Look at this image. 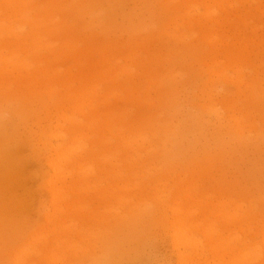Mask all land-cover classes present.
I'll return each instance as SVG.
<instances>
[{
	"label": "rangeland",
	"instance_id": "1",
	"mask_svg": "<svg viewBox=\"0 0 264 264\" xmlns=\"http://www.w3.org/2000/svg\"><path fill=\"white\" fill-rule=\"evenodd\" d=\"M230 2L234 4L231 17L237 23L246 7L238 0ZM65 4L71 7L70 32L67 36L63 30L53 34L52 28L62 24L49 22V17L59 19L58 13L69 10ZM177 4V0H17L13 5L16 10L0 5L1 40L9 38L3 20L7 25L18 26V20L23 23L17 29L23 34L18 49L4 47L0 55V264H15L14 256L21 257L17 264H233L236 260L241 264L261 253L264 256V236L255 228L264 225V100H248L245 86L252 80L256 86L262 85L264 56L255 58L253 68L240 74L243 86L238 85L236 71H227L229 81L217 89L229 93L223 99L215 92L208 94L210 89L204 86L208 73L199 66V59L190 58L197 64L195 70L190 69L178 60L183 55L181 43L169 42L160 55L174 64L181 77L167 82L171 86L166 89L155 86L144 93L130 85L136 101H117L115 97L126 96L124 87L118 90L104 84L102 92L114 99L95 123L94 96L87 91L94 77L78 80L79 70L74 68L71 76L54 72L29 83L28 72L38 74L37 67L4 69L7 55L17 63L36 64L37 57H42V62L56 48L64 49L67 38L73 47L87 48L126 42L136 30L144 36L139 29L142 22L152 23L150 32H157L162 22L173 18ZM23 7L37 25L16 14ZM252 7H261L264 25V0H253ZM186 21L179 20L185 33ZM254 26L248 28V35L254 36L256 30L261 35L264 26ZM129 52L145 53V69L157 61L144 49L131 48ZM61 59L51 57L54 65H64L62 71L66 64L75 65ZM118 63L125 64L123 57ZM167 68L170 66L163 65L154 71L156 84ZM116 78L125 80L120 69ZM147 87L142 79L141 91ZM159 91L163 96L175 91L188 106L186 110L202 114L207 122L205 130H196L195 138L199 140L198 133L204 131L210 155L204 154L202 141L181 154L193 164L199 163V167H186L191 172H168L164 144L159 151L148 153L131 137L133 119L145 109L140 100ZM111 107L115 112L108 120ZM215 109L223 115L221 122L210 114ZM232 114L240 117L239 124ZM116 117H124V121ZM104 134L111 142L110 151L101 142ZM175 138L178 144L181 135ZM178 190V196L165 197ZM222 201L230 206L224 207ZM172 208L178 210L176 215ZM234 213V218L238 217L235 223L229 217ZM176 220V227L183 231L193 227L189 235L197 244H186L184 236L178 237L182 244H176ZM238 236L241 239L237 240Z\"/></svg>",
	"mask_w": 264,
	"mask_h": 264
},
{
	"label": "bare ground",
	"instance_id": "2",
	"mask_svg": "<svg viewBox=\"0 0 264 264\" xmlns=\"http://www.w3.org/2000/svg\"><path fill=\"white\" fill-rule=\"evenodd\" d=\"M14 2L11 0H0V5L6 6L9 5L10 9L16 10L13 7ZM63 1V0H62ZM253 0H238L239 4H242L245 8V13L239 17V21L236 23L232 19L233 15V6L230 0H177L178 4L175 7L178 11L174 10V16L171 19H167L162 24H160L159 30L154 33L150 32V28H152V23L146 24L142 22L139 25V29H142L141 35L138 30L134 32L128 41L126 42H114V43H100L99 46H90L87 48H82V45L74 46L70 42V38L65 39V48L61 51L56 50L54 52H50V55L47 56L46 60H42L41 58H36V64L34 63H17L13 61L11 56L5 57L4 69L13 71L17 66H22L27 70H32L33 68H38V74H33V72L29 71V76L27 80L29 83L33 81H40L43 77L48 76L50 73L61 72L67 75L75 74L72 70L74 68L79 70L77 74L78 80H84V78L94 77L92 83L88 87L87 91H90L94 96V123L98 122L104 114L105 106L108 107L109 102H111L114 97L110 94L104 95L102 92V86L104 84H109L114 89H120L124 87L123 91L126 92L124 97L118 96L115 97L117 101H136L138 97L135 92L130 89V85H136L138 93L147 92L149 88H154L155 86L161 88H167V86H171L172 81H176L181 75H178L174 70V64L172 62L167 61V58L161 57V52L164 46L169 45V42H180L181 50L183 55L178 56L179 61H184V63L195 70L197 64L191 63L190 58L194 57L196 60L199 59V66L205 71L207 74V80L204 82V86H208L210 89V93H214L218 97H222L226 99L228 97L227 91H217L218 87L221 83L225 84L229 81L227 71L232 69L236 71L238 79V85L241 86L244 83L243 77H240L244 71H248L250 67L254 66V59L258 57L264 56V31L261 35H259L256 30L254 36L248 35L247 31L249 27H254L258 23L260 26H264L262 24L261 18L259 15L260 8L252 7ZM246 5H251V7H247ZM63 7L69 8V10L60 12L56 15L59 16L57 19L52 16L49 17V22L53 21L56 24H62V27L54 26L52 28L53 34H59L60 31L63 30V33L67 36L69 34V18H70V10L71 7L68 4H65ZM178 7V8H177ZM21 11H18L16 14H21L22 20H26L33 25H37L38 22L33 20V18L29 16V13L23 8H20ZM28 14V15H27ZM29 16V17H28ZM180 18L187 21L184 22L188 25V32L180 30L181 25L179 24ZM55 19V20H54ZM61 19V20H60ZM255 21V22H253ZM20 25H7L6 22L2 21L3 28L7 29L9 34L8 39L5 40V43L2 38H0V55L4 53V47H19L20 43L23 41L22 31H18L17 29L21 28V20H18ZM58 26V25H57ZM259 27V26H258ZM260 28V27H259ZM70 29V28H69ZM2 35V33H0ZM12 38V39H11ZM13 38L15 40H13ZM168 39L169 41H165ZM13 41V42H12ZM51 45V44H50ZM170 46V45H169ZM40 47L39 45L37 48ZM135 48L138 50L144 49L146 51V55L153 54L157 57V61H154L149 69H145L146 65V56L145 53L141 55H135L130 53V49ZM18 49V48H17ZM148 50V51H147ZM53 51V50H52ZM51 57L54 60H58L60 58H64L61 60H66L67 63L70 61L74 62V66H70V64H66V70L62 71V66H56L53 64ZM123 57L125 60L124 65H119L118 58ZM167 65L170 68L166 69V73L162 74L159 78L160 83H155V78L153 77L154 71L159 70L161 66ZM118 69L121 70L122 74H124L125 80H118L116 78V73ZM133 69L140 70V73L134 72ZM114 73V74H113ZM34 76V77H32ZM21 78L24 77L20 75ZM145 79L148 83V87L146 90L141 91V81ZM192 79V77H191ZM236 79V78H235ZM89 80V81H91ZM88 81V82H89ZM170 82V83H167ZM262 85L256 86L254 80L249 81L245 84L246 88L249 90L247 94V99L250 101H260L264 100V78L261 79ZM186 85H190L186 83ZM185 85V86H186ZM243 86V85H242ZM213 95V96H212ZM210 95V99L213 100L214 94ZM103 98V99H102ZM100 99L103 100L100 105H97ZM232 99V98H231ZM141 106L145 109H149L146 111L145 109L142 111L141 115L132 122V136H134V142L139 144V147L146 150L148 153H155L157 150L159 151L161 146L164 144V149H162L166 154L163 157L167 158L166 166L167 171L177 175L179 172L186 173L189 168L188 166L199 167V163L193 164L192 160L185 159L181 157L182 152L184 150H192V148H197L196 145L201 144L202 141L203 148L206 149L204 154L210 155L209 143L205 142V134L204 131H200L198 133L199 140H196V130L203 129L207 125V122L204 120V116L202 114H198L191 110H186L188 107L186 104L184 105L179 98V95L175 91L169 92L166 96L159 91L156 96L146 95L143 100H140ZM234 101V100H233ZM148 106H144V105ZM116 105H114L115 107ZM255 107V106H254ZM155 109L158 111L154 112ZM188 109V108H187ZM110 114L106 116L108 120L112 119V112H115L113 107L110 109ZM164 113H166V117H164ZM211 115H215L218 122H221L223 119V115L217 110H213ZM123 116H126V112H123ZM232 119L239 124L241 121L240 117L232 114ZM116 120L119 122L124 121V117H116ZM234 122V123H235ZM98 126V124H97ZM147 129V131H144ZM102 131V130H101ZM176 134L181 135V141L178 144L176 141ZM121 139H123V134H120ZM101 142L103 144L108 145V150H112L111 142L109 141V137L104 134L100 136ZM238 140L241 141L238 136H236ZM153 141V142H151ZM198 141V142H197ZM100 142V139H99ZM197 142V144H196ZM199 143V144H198ZM222 143V142H220ZM238 143V142H235ZM241 144H243L241 142ZM95 147L97 145L94 144ZM202 146V145H201ZM56 152L58 151V146L53 144ZM114 150L118 151L119 147L115 145ZM160 151L159 153L163 152ZM75 152V151H74ZM58 153V152H57ZM158 156V153L155 154L152 160H155ZM61 159L60 157L58 158ZM210 158H208L209 160ZM52 168L57 171L56 164H51ZM165 166V167H166ZM191 172V171H188ZM206 172V171H205ZM192 173L195 174V170H192ZM51 185V183H50ZM237 184L234 185L236 187ZM180 191H187L186 189H181ZM165 193V192H164ZM168 195L165 197L178 196L179 190L177 192H168ZM196 193V192H195ZM225 194V193H224ZM54 200L56 199L55 193L53 194ZM159 200L163 199V196L159 195ZM161 198V199H160ZM52 199V201H53ZM54 202V201H53ZM224 207L230 206L226 201H222ZM162 205H164L162 203ZM166 207V210L169 209V205L165 204L163 206ZM57 209V206L56 208ZM171 211L176 215L178 212L177 209L172 208ZM226 211L224 210V213ZM251 214L254 213V208L250 211ZM233 215H229L230 220L234 218ZM238 216V215H237ZM238 220V217L233 219V223ZM178 220L173 222V226L175 227L174 237L176 238V244H182L178 237L184 236L185 243L188 245L197 244L196 240H193L192 236L189 235L192 232V228L187 231H183L181 228L176 227V223ZM237 226V225H236ZM250 228H254L252 224L248 225ZM260 228L257 231L262 233L264 236V225L255 227ZM241 230V228H240ZM241 239L240 236L237 237V240ZM197 247V245H196ZM182 254V252H179ZM16 257V258H15ZM15 264L20 263L21 257L14 256ZM233 264H240V261L236 260ZM241 264H264V256L262 253L258 255L255 259L249 261H243Z\"/></svg>",
	"mask_w": 264,
	"mask_h": 264
}]
</instances>
